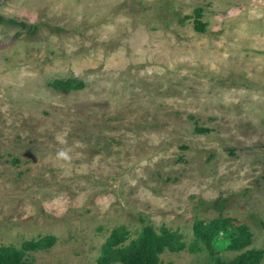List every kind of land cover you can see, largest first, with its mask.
Listing matches in <instances>:
<instances>
[{
    "label": "rangeland",
    "instance_id": "obj_1",
    "mask_svg": "<svg viewBox=\"0 0 264 264\" xmlns=\"http://www.w3.org/2000/svg\"><path fill=\"white\" fill-rule=\"evenodd\" d=\"M214 220L264 264V0H0V248L100 264L153 226L187 245L161 264H214Z\"/></svg>",
    "mask_w": 264,
    "mask_h": 264
},
{
    "label": "trees",
    "instance_id": "obj_2",
    "mask_svg": "<svg viewBox=\"0 0 264 264\" xmlns=\"http://www.w3.org/2000/svg\"><path fill=\"white\" fill-rule=\"evenodd\" d=\"M198 25L200 26L201 23ZM54 85L58 89L65 90H78L83 87L74 80ZM194 228L195 239L190 245V250L194 252L207 250L214 264H258L261 260L258 253L250 250L243 252L230 263L216 256L218 244L223 248L222 250L233 252L247 248L250 244V234L245 227L234 228L228 221L214 220L209 224L198 222ZM49 240L47 243L45 240L25 243L21 248L1 247L0 264H30L25 260L27 252L51 246L54 239H51L52 243ZM125 241L124 228L114 230L103 247L100 264H161V255L166 251H182L187 248L180 233L167 230L158 233L153 226L143 228L138 239L129 245L125 246Z\"/></svg>",
    "mask_w": 264,
    "mask_h": 264
},
{
    "label": "clouds",
    "instance_id": "obj_3",
    "mask_svg": "<svg viewBox=\"0 0 264 264\" xmlns=\"http://www.w3.org/2000/svg\"><path fill=\"white\" fill-rule=\"evenodd\" d=\"M61 156H64L65 154L64 153H60Z\"/></svg>",
    "mask_w": 264,
    "mask_h": 264
}]
</instances>
